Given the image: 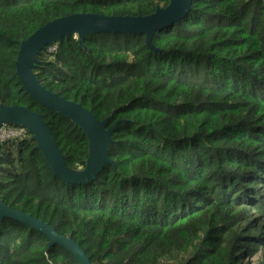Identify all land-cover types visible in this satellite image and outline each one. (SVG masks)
Here are the masks:
<instances>
[{"label": "trees", "instance_id": "1", "mask_svg": "<svg viewBox=\"0 0 264 264\" xmlns=\"http://www.w3.org/2000/svg\"><path fill=\"white\" fill-rule=\"evenodd\" d=\"M169 0H0V104L38 111L69 167L83 130L34 100L14 61L20 41L72 12L148 14ZM143 33L88 32L42 49L46 88L111 132L87 183L56 176L30 138L0 141V199L78 241L93 264H264V0H191L178 22ZM55 44L54 49L50 46ZM248 259V260H247ZM0 264H78L38 229L0 219Z\"/></svg>", "mask_w": 264, "mask_h": 264}, {"label": "water", "instance_id": "2", "mask_svg": "<svg viewBox=\"0 0 264 264\" xmlns=\"http://www.w3.org/2000/svg\"><path fill=\"white\" fill-rule=\"evenodd\" d=\"M190 7L191 0H169L165 6L157 5L148 14L72 12L44 22L20 41L14 61L15 73L34 100L70 118L86 134L88 154L82 168H72L66 164L64 154L38 111L21 104H0V125L12 123L26 126L31 133L30 139L34 141L33 147L40 150L53 173L61 180L70 183L94 180L106 163L115 165L108 155V146L112 140V130L122 119L106 126L108 116L98 119L92 110L81 103L46 88L33 70L38 62V53L48 44L72 35L77 36L78 42L83 45L84 35L88 32L143 33L146 45L152 50H159L152 43L155 31L180 21ZM3 217L13 218L43 232L48 237V246L55 243L63 246L75 256L78 264H93L79 242L71 236L59 233L42 219L13 208L0 199V219Z\"/></svg>", "mask_w": 264, "mask_h": 264}, {"label": "built area", "instance_id": "3", "mask_svg": "<svg viewBox=\"0 0 264 264\" xmlns=\"http://www.w3.org/2000/svg\"><path fill=\"white\" fill-rule=\"evenodd\" d=\"M55 47L50 49H54ZM31 133L28 128L24 125L3 123L0 125V141H5L8 139H22L30 138Z\"/></svg>", "mask_w": 264, "mask_h": 264}, {"label": "rangeland", "instance_id": "4", "mask_svg": "<svg viewBox=\"0 0 264 264\" xmlns=\"http://www.w3.org/2000/svg\"><path fill=\"white\" fill-rule=\"evenodd\" d=\"M55 47V44L51 46V48ZM261 250L264 252V246H262ZM260 256V253L258 255L254 256L253 258H249L250 264L255 263V259ZM248 260V259H247Z\"/></svg>", "mask_w": 264, "mask_h": 264}]
</instances>
